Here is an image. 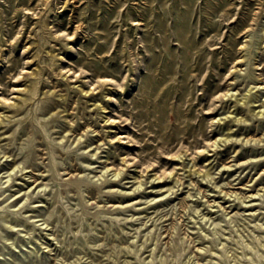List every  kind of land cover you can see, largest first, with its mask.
Returning <instances> with one entry per match:
<instances>
[{
	"label": "rangeland",
	"instance_id": "obj_1",
	"mask_svg": "<svg viewBox=\"0 0 264 264\" xmlns=\"http://www.w3.org/2000/svg\"><path fill=\"white\" fill-rule=\"evenodd\" d=\"M65 1L0 0V264H264V0Z\"/></svg>",
	"mask_w": 264,
	"mask_h": 264
},
{
	"label": "bare ground",
	"instance_id": "obj_2",
	"mask_svg": "<svg viewBox=\"0 0 264 264\" xmlns=\"http://www.w3.org/2000/svg\"><path fill=\"white\" fill-rule=\"evenodd\" d=\"M74 1H77V0H73L72 2H74ZM68 2H69V0H67V1H65L64 2V6H67L68 5ZM47 6V5H46ZM218 8V7H217ZM145 15V14H144ZM223 15H225V14H223ZM200 16V15H199ZM223 17V16H222ZM223 20V19H222ZM154 21V20H153ZM204 21V20H203ZM155 22V21H154ZM219 23V22H218ZM197 24V23H196ZM199 24V23H198ZM202 24V23H201ZM155 25V24H154ZM210 25H212V24H210ZM219 25V24H218ZM199 26V25H198ZM219 26H222V25H219ZM162 27V26H161ZM202 27V26H201ZM215 27V26H214ZM199 30V29H198ZM206 30V29H205ZM158 31V30H157ZM161 32V31H160ZM198 33H201V32H198ZM209 43H211V42H209ZM209 45V44H208ZM207 47V46H206ZM205 47V48H206ZM197 48H199V47H197ZM208 48V47H207ZM201 49V48H200ZM225 50V49H224ZM51 51V50H50ZM205 51V50H204ZM207 51V50H206ZM215 51V50H214ZM213 52V51H212ZM226 52V51H225ZM201 53V52H200ZM229 53V52H228ZM227 53V54H228ZM54 55V54H53ZM52 56V55H51ZM153 56V55H152ZM200 56V55H199ZM201 57H203V55L201 56ZM200 57V58H201ZM207 57V56H206ZM190 58V57H189ZM205 58V57H204ZM196 60V59H195ZM204 60V59H203ZM191 61V60H190ZM194 61V60H193ZM199 61V60H198ZM201 61V60H200ZM210 61V60H209ZM211 61H213V60H211ZM222 62V61H221ZM181 63V62H180ZM202 63V62H201ZM198 65V64H197ZM199 66V65H198ZM148 67V66H147ZM188 67V66H187ZM195 67V66H194ZM204 67V66H203ZM218 67V66H217ZM220 67V66H219ZM179 68V67H178ZM190 68H192V67H190ZM180 69V68H179ZM197 69V68H196ZM200 69H202V68H200ZM207 69V68H206ZM209 69V68H208ZM198 70V69H197ZM178 71V70H177ZM213 71V70H212ZM211 71V72H212ZM216 72V71H215ZM40 73V71H39V69H37V70H33V71H31V74L32 75H34V77L37 75L38 76V74ZM187 73V72H186ZM202 73V72H201ZM189 74V73H188ZM199 74V73H198ZM208 74H209V72H208ZM217 74V73H216ZM221 74V73H220ZM215 75V74H214ZM214 75H212V76H214ZM216 76V75H215ZM222 76V75H221ZM39 77V76H38ZM207 77V76H206ZM206 79V78H205ZM190 80V79H189ZM197 80V79H196ZM218 80H219V78H218ZM192 81V80H191ZM39 80H34V81H31L29 84H27L23 89H22V91H24V94H25V97L22 99L21 97V99H22V101L23 102H25V101H27V100H30V99H32V98H34V96L37 94V92H38V84H39ZM203 82V81H202ZM176 83V82H175ZM175 86V85H174ZM194 86V85H193ZM197 86V85H196ZM199 86V85H198ZM193 88H195V87H193ZM216 88H218V87H216ZM178 91H179V89H177ZM176 91V90H175ZM181 91V90H180ZM47 92H45L44 94H46ZM52 93V92H51ZM178 93V92H177ZM204 94V93H203ZM203 94H202V96H203ZM177 95V94H176ZM206 96V95H205ZM201 97V96H200ZM245 97H247L248 98V96H245ZM175 98V97H174ZM193 99V98H192ZM197 99V98H196ZM244 99V98H243ZM196 101V100H195ZM244 101H246V98L244 99ZM251 101V100H250ZM250 101H248V103L250 102ZM193 103V102H192ZM198 103V102H197ZM12 105H16V102H15V104H12ZM189 105V104H188ZM200 105V104H199ZM192 106V105H191ZM264 106V105H263ZM262 106V107H263ZM261 107V106H260ZM188 110V109H187ZM183 111V110H182ZM181 111V112H182ZM253 111V110H252ZM254 113V112H253ZM258 113V112H257ZM260 113V112H259ZM182 114V113H181ZM176 115V114H175ZM178 115H180V113L178 114ZM184 115V114H183ZM177 116V115H176ZM181 116V115H180ZM169 118V117H168ZM184 121V120H183ZM186 121V120H185ZM177 122V121H176ZM190 122V121H189ZM178 123V122H177ZM176 123V124H177ZM173 124V123H172ZM175 124V123H174ZM168 125V124H167ZM184 125V124H183ZM178 126V125H177ZM196 126V125H195ZM199 126V125H198ZM181 127V126H180ZM171 128V127H170ZM182 128V127H181ZM186 129V128H185ZM167 131V130H166ZM165 131V132H166ZM195 131V130H194ZM202 131V130H201ZM200 131V132H201ZM186 134V133H185ZM197 134V133H196ZM191 135V134H190ZM171 136V135H170ZM183 136V135H182ZM195 136V135H194ZM173 137V136H172ZM180 138V137H179ZM185 139V138H184Z\"/></svg>",
	"mask_w": 264,
	"mask_h": 264
}]
</instances>
